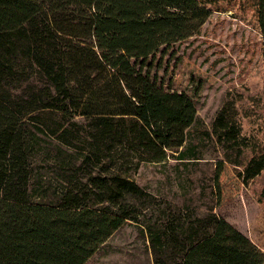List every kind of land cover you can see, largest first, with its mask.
Listing matches in <instances>:
<instances>
[{
  "label": "trees",
  "instance_id": "trees-1",
  "mask_svg": "<svg viewBox=\"0 0 264 264\" xmlns=\"http://www.w3.org/2000/svg\"><path fill=\"white\" fill-rule=\"evenodd\" d=\"M211 3L0 0V264H86L127 223L154 264H251L257 246L212 209L160 203L135 180L142 163L201 159L205 138L222 154L217 188L225 162L245 184L264 170V129L246 131L233 99L201 128L158 76ZM254 16L264 64V0Z\"/></svg>",
  "mask_w": 264,
  "mask_h": 264
},
{
  "label": "rangeland",
  "instance_id": "rangeland-1",
  "mask_svg": "<svg viewBox=\"0 0 264 264\" xmlns=\"http://www.w3.org/2000/svg\"><path fill=\"white\" fill-rule=\"evenodd\" d=\"M211 2V14L199 34L174 46L180 61L166 57L158 76L165 89L190 98L201 128L210 130L216 112L231 98L244 129L263 130L264 64L254 0ZM197 149L202 158L196 162L170 158L164 164L142 163L136 182L160 203L199 214L212 209L257 246L251 264H264V170L245 184L225 162L217 188L213 174L216 160L222 159L218 145L205 138ZM86 264H154L147 232L135 223L124 224Z\"/></svg>",
  "mask_w": 264,
  "mask_h": 264
}]
</instances>
